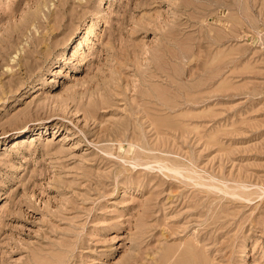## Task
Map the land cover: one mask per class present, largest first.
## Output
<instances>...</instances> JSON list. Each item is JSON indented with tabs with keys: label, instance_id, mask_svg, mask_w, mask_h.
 Segmentation results:
<instances>
[{
	"label": "rangeland",
	"instance_id": "1",
	"mask_svg": "<svg viewBox=\"0 0 264 264\" xmlns=\"http://www.w3.org/2000/svg\"><path fill=\"white\" fill-rule=\"evenodd\" d=\"M0 264H264V0H0Z\"/></svg>",
	"mask_w": 264,
	"mask_h": 264
}]
</instances>
